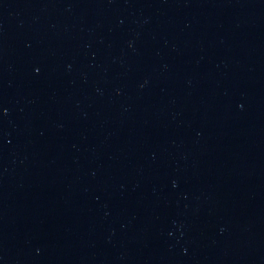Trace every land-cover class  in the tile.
<instances>
[{
  "label": "water",
  "instance_id": "water-1",
  "mask_svg": "<svg viewBox=\"0 0 264 264\" xmlns=\"http://www.w3.org/2000/svg\"><path fill=\"white\" fill-rule=\"evenodd\" d=\"M0 264H264V0H0Z\"/></svg>",
  "mask_w": 264,
  "mask_h": 264
}]
</instances>
